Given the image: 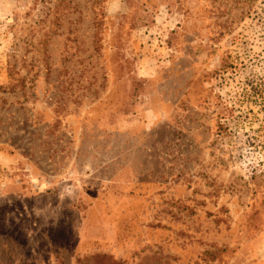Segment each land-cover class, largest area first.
<instances>
[{
	"label": "rangeland",
	"instance_id": "1",
	"mask_svg": "<svg viewBox=\"0 0 264 264\" xmlns=\"http://www.w3.org/2000/svg\"><path fill=\"white\" fill-rule=\"evenodd\" d=\"M0 264H264V0H0Z\"/></svg>",
	"mask_w": 264,
	"mask_h": 264
}]
</instances>
